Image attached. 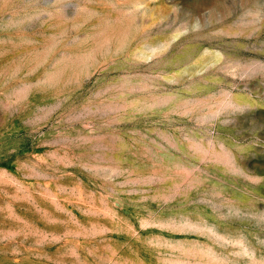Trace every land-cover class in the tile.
I'll return each mask as SVG.
<instances>
[{
    "label": "rangeland",
    "instance_id": "374dc122",
    "mask_svg": "<svg viewBox=\"0 0 264 264\" xmlns=\"http://www.w3.org/2000/svg\"><path fill=\"white\" fill-rule=\"evenodd\" d=\"M0 264H264V0H0Z\"/></svg>",
    "mask_w": 264,
    "mask_h": 264
}]
</instances>
